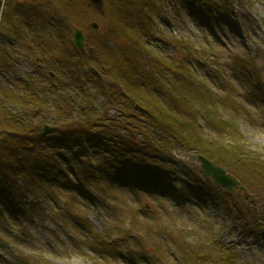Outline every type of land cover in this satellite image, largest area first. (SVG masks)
Wrapping results in <instances>:
<instances>
[{"label": "trees", "instance_id": "obj_1", "mask_svg": "<svg viewBox=\"0 0 264 264\" xmlns=\"http://www.w3.org/2000/svg\"><path fill=\"white\" fill-rule=\"evenodd\" d=\"M48 1L34 0L33 3L31 0H15V4H9L8 14L4 16L7 2L4 0L0 17V78L3 69L13 66L15 70V66L8 62L9 51L5 41L11 42L18 33L27 30L16 28L18 20L23 18L29 24L31 20L42 22L44 18L41 14L44 16V11L50 6ZM189 1L194 2L196 9L202 12L206 25L208 15L215 10L228 13L234 2ZM71 3L72 0H66L56 15L58 17H53L56 22L66 19L68 28L69 24L72 25L69 15L74 11ZM104 3V9L99 11L102 17L100 27H103L99 40L88 43L87 39L88 47L82 55L73 49L69 38L65 39L66 34L57 31L62 35L61 40L53 34L55 49L43 53L40 65L45 68L47 58H52L60 66L61 78L69 89L85 91L82 86L93 85L105 102L125 100L143 117L138 119L129 114L126 118L117 110L111 118H102V112H93L81 120L75 112H81L82 106L78 108L70 102V110L62 107L61 112L56 114V122L53 121L55 118L51 121L53 127L43 135L41 128L46 125L45 122L40 118L34 120L32 115L38 107H42L35 92L32 93L35 96L28 100V95L15 93L0 85V114L3 116L0 121V213L17 215L20 205L14 202V195L21 196L31 188L38 190L42 187L52 189L53 195L48 197L54 200L57 197L54 192L57 193L58 188L85 197L88 203L92 201V195L99 196L107 204L104 196H110L111 189H121L141 195L172 196L181 203L185 189L193 185L201 186L202 181L196 177L191 181L178 168V163L164 156L168 151L169 137L186 149L213 160L240 181L257 180L263 185V157L249 150L237 134L239 113L234 112L231 106L234 103L231 97L236 95L225 90L216 94L197 76L199 64L205 63L216 73L221 89L224 83L229 84L231 72L225 73L221 69L219 54L212 47H193L189 41L165 33H161L162 37L159 35V42L163 41L161 44L166 48L171 47L172 52L152 49L147 37L152 36L154 31L151 14L158 7L154 0H104ZM207 26L213 30L212 26ZM34 33L37 38L41 35L38 30ZM146 34L149 35L146 37ZM59 42L63 44L60 49L57 48ZM98 43L104 45L103 50L98 49ZM15 55L17 60L23 58L20 49L14 52L13 58ZM243 59L236 57L235 52L226 60L231 62L239 76L253 74L249 68L251 64L242 62ZM235 72L232 77H238ZM71 76L75 81L70 79ZM163 95L171 99L178 111L163 102ZM24 103L31 106H24ZM135 106L142 109L137 110ZM12 108H18L19 112ZM193 108L203 113L204 120L211 127L217 128L216 137L207 136L195 128L197 112ZM186 114L188 118L182 119L181 116ZM20 183L22 188L18 186ZM208 192V196L200 195L207 196L213 203L212 199L217 196L223 205H215L228 214L226 197L215 188ZM240 205L249 208L246 197L235 200L233 208L238 209ZM249 210L252 223L257 222L253 220L256 215ZM82 217L80 222L78 217L75 220L71 218L80 229L81 226L88 227L86 215ZM132 224L131 220L126 223L130 230L134 229ZM97 241L95 237V243ZM112 246L104 242L101 245L105 250H110ZM95 247L100 248L99 245ZM218 263L234 264L232 259Z\"/></svg>", "mask_w": 264, "mask_h": 264}, {"label": "rangeland", "instance_id": "obj_2", "mask_svg": "<svg viewBox=\"0 0 264 264\" xmlns=\"http://www.w3.org/2000/svg\"><path fill=\"white\" fill-rule=\"evenodd\" d=\"M31 1L34 3V0ZM48 2L49 8L44 11V16L41 14V18H44L42 22L31 20L29 24L23 18L18 20L19 27L16 28L30 29L26 34L32 37L25 38L30 43L31 58H24L27 62H14L15 71L13 66L9 68L10 73L3 70L6 78H0V85L15 93L28 95V100L35 92L42 107L33 112V118L42 119L50 127H53L52 119L55 118L54 122L58 119L56 114L61 112L62 107L70 110V102L78 108L82 106L81 112H75L76 116H81V120L93 112L100 114L104 108H108L106 117H113L118 110L126 118L131 114L142 119L143 115L137 113L125 100L105 102L93 85L82 86L85 91L69 89L61 78L63 75H60V66L52 58H47L45 68L37 65L38 61L35 62L34 57L41 59L44 52L50 53L55 49L53 34L58 35L56 37L59 41L62 35L57 31L66 34V40L71 39L72 29L70 24L67 27V20L56 22L53 18L58 17L56 15L66 0ZM154 2L158 7L151 14L153 35L146 34L149 45L152 49L159 51L160 48L171 53V47L166 48L161 44L163 41L159 42V35L165 33L176 39L189 41L193 47H212L219 54L222 62L219 66L225 73L231 72L229 84L224 83L221 89L216 73L205 63L199 64L200 70L196 69L197 76L216 94L225 90L236 95L235 98L231 97L234 101L231 106L234 112L239 113L237 134L248 149L262 156L261 160L264 161V0H234L228 13L215 10L206 19L207 25L212 26V31L205 24L202 12L196 9L194 2ZM12 3L15 4V0H7L4 16L8 14L9 4ZM1 4L2 2L0 8ZM71 4L74 7L69 15L72 25L88 36V43L99 40L103 27L95 32L88 28V24L96 22L100 26V10L90 5L87 0H72ZM159 6L162 8L161 13ZM36 30L41 33L38 38L34 33ZM216 36L219 37L218 41L214 40ZM243 42H247L246 50ZM88 43L86 41L85 48ZM62 45L59 42L57 48L60 49ZM21 47L17 49V45H14L12 52ZM97 47L104 49L103 44L98 43ZM235 52L236 57H244L242 62L251 64L249 68L256 77L254 82L246 73L239 76L231 62L226 60L227 56L234 55ZM8 60L13 65L12 58ZM47 71H51L54 77H49ZM234 72L238 77H232ZM70 79L75 81L73 76ZM157 95L159 97V93ZM162 99L167 106L178 111L170 98L163 95ZM12 109L19 112L18 108ZM193 111L197 112L194 118L195 128L207 136L216 137L217 128L211 127L204 120L203 113L194 108ZM181 117L188 118V114ZM2 120L3 116L0 114V121ZM167 145L168 151L164 156L170 157L173 163H178V168L191 181L194 177L202 181L201 186L184 188L181 203L176 204L172 196L166 197L163 194L141 195L132 190L111 189L110 196H104L107 204L93 198L89 204L85 197L58 188L57 193L54 192L57 197L55 200L51 199V202L47 196L53 195L51 188L27 189V194L14 195V202L21 205L20 214L8 216L0 213V264H220L218 261L226 262L230 259L234 264H264V184L260 185L257 180H239L246 190L241 192L242 200L246 197L250 210L243 205L238 209L233 208L235 198L226 197L225 205L229 210L226 214L215 205H223L222 200L215 197L212 205L200 195L208 196L209 189L217 188L202 177L196 161L197 153L179 145L171 137L167 139ZM178 182L177 180V187L180 185ZM18 186L22 188L21 183ZM240 197L239 193L236 199ZM35 200L37 205H34ZM248 210L256 215L253 220H258L257 222L252 223ZM82 215H86L88 227L81 226L77 231L73 220L78 216L80 222ZM130 220L133 221V230L126 225ZM95 237L98 238L96 243ZM107 240L112 242L111 245L118 244L105 250L101 245L103 242L108 243ZM196 254H203L204 257H196Z\"/></svg>", "mask_w": 264, "mask_h": 264}, {"label": "water", "instance_id": "obj_3", "mask_svg": "<svg viewBox=\"0 0 264 264\" xmlns=\"http://www.w3.org/2000/svg\"><path fill=\"white\" fill-rule=\"evenodd\" d=\"M88 2L98 9H102L104 6L103 0H88ZM89 28L96 31L99 29V26L97 23L91 22L89 24ZM84 41L85 37L83 32L80 29H74L72 35V45L79 53H84ZM47 130L48 127H44L42 129V133H46ZM197 161L200 163L199 167L202 174L206 178L211 179L215 185L223 188L225 192L229 194H235V190H237L238 193L236 196H238L240 192H245L244 188L240 186L239 182L227 174L221 167L215 166L211 161L202 156H198Z\"/></svg>", "mask_w": 264, "mask_h": 264}, {"label": "flooded vegetation", "instance_id": "obj_4", "mask_svg": "<svg viewBox=\"0 0 264 264\" xmlns=\"http://www.w3.org/2000/svg\"><path fill=\"white\" fill-rule=\"evenodd\" d=\"M70 28H71V26H70ZM72 29V28H71ZM25 32H26V30H24V31H21L20 33H18L17 34V36H16V39L15 38H13V40H10L11 42H9L8 40H6L5 41V43H6V45H7V49H8V51L11 49V51H9V56H8V58H12V60H13V65H14V62L16 63L18 60V57L15 55V57L13 58V56H11L10 57V55L11 54H14V52H12L13 51V49H12V47H14V45H17V49L19 48V46H22L21 48H20V55L23 57L21 60H19L20 62H24L23 60H25L24 58L25 57H28L27 55H28V48H29V44H28V42L25 44V46L22 44V41L21 40H23V39H25ZM6 47V46H5ZM8 62H10L9 60H8ZM39 65V64H38ZM4 70V69H3ZM3 70H2V74H1V77H5L6 78V76L4 75V73H3ZM5 71L7 72V73H10L9 72V69H5ZM49 74V73H48ZM51 77H53V76H51Z\"/></svg>", "mask_w": 264, "mask_h": 264}]
</instances>
